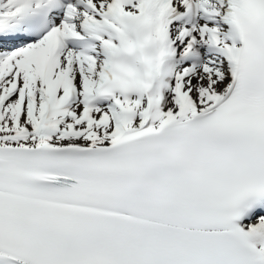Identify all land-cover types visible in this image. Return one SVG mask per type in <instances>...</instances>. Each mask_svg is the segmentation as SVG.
<instances>
[{"label": "snow or ice", "instance_id": "snow-or-ice-1", "mask_svg": "<svg viewBox=\"0 0 264 264\" xmlns=\"http://www.w3.org/2000/svg\"><path fill=\"white\" fill-rule=\"evenodd\" d=\"M0 264H264V0H0Z\"/></svg>", "mask_w": 264, "mask_h": 264}]
</instances>
